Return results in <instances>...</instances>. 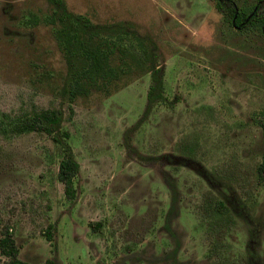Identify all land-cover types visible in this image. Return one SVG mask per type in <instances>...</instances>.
Returning a JSON list of instances; mask_svg holds the SVG:
<instances>
[{"label": "rangeland", "instance_id": "obj_1", "mask_svg": "<svg viewBox=\"0 0 264 264\" xmlns=\"http://www.w3.org/2000/svg\"><path fill=\"white\" fill-rule=\"evenodd\" d=\"M63 1L93 23L130 22L139 43L126 48L152 49L164 101L142 116L150 76L132 64L116 89L69 103L59 92L66 67L55 26L43 21L46 0H0V111L60 109L78 163L68 200L48 135H0V229H10L18 256L32 264H264V184L254 181L264 36L232 28L215 0ZM208 197L223 200L230 222L205 230Z\"/></svg>", "mask_w": 264, "mask_h": 264}, {"label": "trees", "instance_id": "obj_2", "mask_svg": "<svg viewBox=\"0 0 264 264\" xmlns=\"http://www.w3.org/2000/svg\"><path fill=\"white\" fill-rule=\"evenodd\" d=\"M46 2L49 11L43 14V21L55 26L53 35L61 49L66 67L59 92L67 97L69 103L74 97L85 96L92 90L108 92L110 89H116L117 81H120L119 74L129 70L132 64L135 68L142 66L150 76L145 91L142 116L147 115L153 104L164 101L161 72L153 61L152 49L139 45L137 52H133L126 48V46L133 48L132 39H137L133 29H130V22L93 23L83 14L69 11L63 0H46ZM231 10L223 11V18L227 21L231 17ZM244 15L245 13L241 16L237 14L234 22L241 20ZM246 21L255 28L261 23L264 24V19L255 13H251ZM115 50L121 53L117 57L116 68L110 65ZM129 72L136 73L133 70ZM61 120V111L58 108H33L22 116H12L0 111V135L30 131L48 135L59 147L55 177L62 184L64 197L73 200L76 195L74 177L78 172V163L67 141L69 133L61 128ZM141 121L142 119H137L134 125ZM255 122L259 127L260 152L254 166V181L255 184H264V112H261V116L255 119ZM204 201V205L201 206V216L205 218V221H202L205 230L218 224L217 220L231 221V211L222 199L208 197ZM94 224L96 225L97 222L90 223L89 226L93 228ZM51 228V224H47L43 230L47 240L51 239ZM0 256L5 258V264H32L18 256L17 244L12 232L6 226L0 229ZM37 264L56 263L46 258Z\"/></svg>", "mask_w": 264, "mask_h": 264}, {"label": "flooded vegetation", "instance_id": "obj_3", "mask_svg": "<svg viewBox=\"0 0 264 264\" xmlns=\"http://www.w3.org/2000/svg\"><path fill=\"white\" fill-rule=\"evenodd\" d=\"M216 8L219 9L220 13L223 16V11L232 9L231 10V17L227 21L232 28L236 30H241L245 28H253L259 32L261 36H264V24L261 23L258 28H255L247 23V18L251 13H255L264 19V0H257L251 5H244V6H235L232 1L230 0H215ZM245 13L244 17L237 22H234L235 16L239 14L240 16ZM250 29V28H249Z\"/></svg>", "mask_w": 264, "mask_h": 264}]
</instances>
